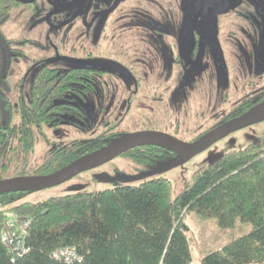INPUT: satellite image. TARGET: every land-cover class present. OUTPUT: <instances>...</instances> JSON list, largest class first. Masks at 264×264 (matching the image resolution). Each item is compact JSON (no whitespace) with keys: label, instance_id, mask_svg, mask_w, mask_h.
<instances>
[{"label":"trees","instance_id":"trees-1","mask_svg":"<svg viewBox=\"0 0 264 264\" xmlns=\"http://www.w3.org/2000/svg\"><path fill=\"white\" fill-rule=\"evenodd\" d=\"M20 3L0 0V179L6 178L4 174L16 158L23 162L18 174L50 173L119 136V131L111 128L94 139L52 146L42 162L26 167L37 133L45 135V125H57V115L71 114L55 105L54 99L64 97L79 80L70 71L38 64L29 97L23 93L22 79L18 83L22 86L19 99L12 102L9 74L14 61L24 56L27 40L6 35L2 25ZM15 113L21 117L18 123L13 121ZM196 134L191 139L203 131ZM162 150L173 151L150 145L123 153L142 164L144 175L126 182L112 181L111 187L37 202H16L29 190L0 194V264H65L54 252L68 246L79 255L73 264L264 263V138L230 150L197 169L175 196L170 179L152 176L149 170L164 156H159ZM190 210L201 218H217L223 227H233L238 219L250 222L252 227L220 248L208 250L195 263L190 226L185 221ZM13 213L30 220L25 237L27 251L23 254L12 251L2 239Z\"/></svg>","mask_w":264,"mask_h":264},{"label":"flooded vegetation","instance_id":"flooded-vegetation-1","mask_svg":"<svg viewBox=\"0 0 264 264\" xmlns=\"http://www.w3.org/2000/svg\"><path fill=\"white\" fill-rule=\"evenodd\" d=\"M34 8L49 37L34 69L54 63L79 80L54 99L71 113L57 125L81 126L106 109L132 113L138 130L205 134L264 101V0H39ZM150 145L163 146L129 150Z\"/></svg>","mask_w":264,"mask_h":264},{"label":"rangeland","instance_id":"rangeland-1","mask_svg":"<svg viewBox=\"0 0 264 264\" xmlns=\"http://www.w3.org/2000/svg\"><path fill=\"white\" fill-rule=\"evenodd\" d=\"M39 2V0H38ZM33 0L28 3H22L12 11L10 19L2 25L3 32L10 37L26 39L24 48L25 57L16 59L9 74L11 83L10 97L12 102L19 99V82L23 79V93L28 98L30 86L33 80L35 70L32 64V57L42 54L47 43L48 31L44 28L41 15L34 12V5L38 3ZM28 8V10H26ZM52 32V30L50 31ZM52 35V33H51ZM47 52V51H46ZM51 65H55L51 63ZM94 110L91 113L93 121H87L84 125L77 126L72 121H63L57 126H44V134L37 133L36 146L29 155V162L26 167L29 169L36 163L42 162L49 154L52 146L72 144L75 140H88L96 138L104 132L108 125H104V120L111 121L110 126L115 129H134L138 130L143 125L136 122L134 115L111 113L106 109ZM136 115V114H135ZM15 123L21 121L19 113H15ZM95 121V122H94ZM145 126L147 123L144 124ZM169 132H174L184 140H189L196 136L198 129L180 128L172 129L165 127ZM264 138V120L238 129L229 135L223 137L212 145L193 155L173 154L164 155L156 165L152 167V176H164L172 182V196L184 189L187 182L193 178L194 172L204 165L214 161L224 153L241 149L253 141ZM17 144V143H15ZM23 162L16 158L12 166L4 174L5 177L20 175ZM139 165L133 160L118 155L112 160L97 167L82 171L71 179L50 187L40 188L22 192L16 202H37L48 197L63 195L77 191H93L113 186L112 181L126 182L131 177L138 174ZM31 174V173H27ZM185 221L190 226L188 235L191 244L192 258L198 262L201 256L208 250L216 248V244L227 242L233 237L239 236L252 227L250 222L237 220L233 227H223L219 224L217 218H201L195 210H190L185 215Z\"/></svg>","mask_w":264,"mask_h":264},{"label":"water","instance_id":"water-1","mask_svg":"<svg viewBox=\"0 0 264 264\" xmlns=\"http://www.w3.org/2000/svg\"><path fill=\"white\" fill-rule=\"evenodd\" d=\"M264 120V101L247 112L234 117L206 132L194 141L180 139L159 130H137L125 133L112 142L94 149L64 167L45 174H20L0 179V194L14 190L40 189L63 183L78 173L104 164L129 149L147 144H159L174 149L182 155H193L230 133ZM148 174V173H145ZM144 173L130 178L140 177Z\"/></svg>","mask_w":264,"mask_h":264},{"label":"built area","instance_id":"built-area-1","mask_svg":"<svg viewBox=\"0 0 264 264\" xmlns=\"http://www.w3.org/2000/svg\"><path fill=\"white\" fill-rule=\"evenodd\" d=\"M30 220L20 218L15 213L11 214L6 222V229L2 232V239L10 245L12 251L23 254L27 251L25 245V237L28 231ZM56 258H62L65 264H73L79 255L77 251L72 247H64L54 252Z\"/></svg>","mask_w":264,"mask_h":264},{"label":"crops","instance_id":"crops-1","mask_svg":"<svg viewBox=\"0 0 264 264\" xmlns=\"http://www.w3.org/2000/svg\"><path fill=\"white\" fill-rule=\"evenodd\" d=\"M225 242H220V243H217L216 245V248H214V249H218V248H220L223 244H224ZM195 262V261H194ZM196 263V262H195ZM259 264H264V263H259Z\"/></svg>","mask_w":264,"mask_h":264}]
</instances>
